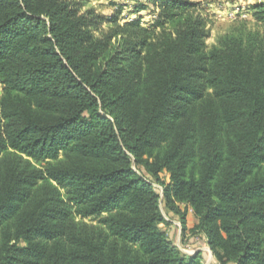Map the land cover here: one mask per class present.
I'll return each instance as SVG.
<instances>
[{"label": "trees", "instance_id": "1", "mask_svg": "<svg viewBox=\"0 0 264 264\" xmlns=\"http://www.w3.org/2000/svg\"><path fill=\"white\" fill-rule=\"evenodd\" d=\"M130 1L0 0V264H264V32Z\"/></svg>", "mask_w": 264, "mask_h": 264}, {"label": "rangeland", "instance_id": "2", "mask_svg": "<svg viewBox=\"0 0 264 264\" xmlns=\"http://www.w3.org/2000/svg\"><path fill=\"white\" fill-rule=\"evenodd\" d=\"M84 6V10L94 8L98 13L109 15L116 8L115 3H127L129 6L125 9L124 16L132 9L133 3L130 0H78ZM200 2L202 9L208 21L207 29L209 38L207 44L209 47L214 46L219 37L229 32L233 27L240 23H245L248 29L264 32V28L259 26L251 15V9L259 0H192ZM239 8V10H238ZM239 12V13H236ZM144 22L147 24L153 17L154 13L142 12ZM0 85V93H1ZM163 178L168 180V175L163 174ZM161 209L164 216L170 222L169 225H161V227L171 237L173 242L187 255H193L196 252H201L204 264H219L214 257L211 249L205 240L204 235L193 231L197 224V219L193 214L192 209L187 210L188 229L185 233L182 231L179 217L172 214L169 215L165 207L163 199H161ZM184 209V206L182 207ZM80 221V219H78ZM84 223L89 225L98 224L97 221L85 220Z\"/></svg>", "mask_w": 264, "mask_h": 264}, {"label": "built area", "instance_id": "3", "mask_svg": "<svg viewBox=\"0 0 264 264\" xmlns=\"http://www.w3.org/2000/svg\"><path fill=\"white\" fill-rule=\"evenodd\" d=\"M238 10H239V8H238ZM236 13H239V12H236Z\"/></svg>", "mask_w": 264, "mask_h": 264}]
</instances>
